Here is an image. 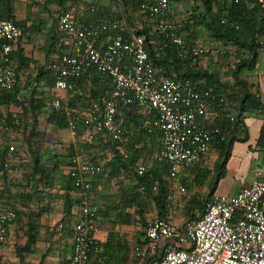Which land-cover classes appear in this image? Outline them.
Returning <instances> with one entry per match:
<instances>
[{"label": "built area", "instance_id": "2783aa9c", "mask_svg": "<svg viewBox=\"0 0 264 264\" xmlns=\"http://www.w3.org/2000/svg\"><path fill=\"white\" fill-rule=\"evenodd\" d=\"M171 1L136 0L141 11L147 13V34L131 30L122 17L85 19L74 7H57V29L62 34L50 51L49 68L56 76L52 108L67 111L71 129L84 120L88 135H108L125 157L130 155V130L123 115L132 104L136 103L143 115L140 130H159L162 146L152 158L170 163L166 179L173 183L175 192L168 196L167 216L148 218L145 243L135 246L137 264H264V177L233 195L214 193L198 218L187 217L182 223L173 219L176 191H187L181 180L183 170L209 154L215 140L225 138L221 122L226 113L232 118L235 114L224 105V97L201 88L190 78L167 75L163 66L152 60L148 36L160 34L169 35L182 56H203L207 52L202 36L188 39L182 25L169 19ZM244 1L264 9V0ZM91 10L96 11V7ZM21 34L17 23L0 18V98L5 91L18 87L21 80L32 77L31 70L22 68L15 55ZM257 42L264 46V33ZM90 69L104 75L106 90L98 99H91L90 107L73 108L71 93H84L76 80ZM21 125L20 109L0 103V150L8 148L6 168H13L17 161L16 134ZM71 162L70 174L83 201L73 225L72 252L64 264H97L94 255L101 246L96 234L101 224L94 177L103 172V163L79 155ZM148 168L141 162L137 171L144 175ZM159 185L156 180L154 192ZM1 198L0 190V202ZM16 217L15 210L0 205V251ZM0 264L19 263L0 259Z\"/></svg>", "mask_w": 264, "mask_h": 264}, {"label": "trees", "instance_id": "16d2710c", "mask_svg": "<svg viewBox=\"0 0 264 264\" xmlns=\"http://www.w3.org/2000/svg\"><path fill=\"white\" fill-rule=\"evenodd\" d=\"M200 5L194 8V11L189 17L183 21L181 27L182 33L190 39L198 38L200 33L204 31L213 39L221 40L225 44H232L236 47L231 54L236 58V66L232 70L234 80L232 82L224 81L218 71H212L200 65V57L182 56L179 48L175 45L169 35L160 34L158 36H148L147 48L150 52L152 60L163 66L167 75L172 77L190 78L198 82L201 88H207L225 98L224 105H228L230 112L235 113L234 118L226 113L221 125L226 130L224 139L215 140L212 147L218 151V181L226 168V162L232 150V145L239 138L246 139L245 129L241 125L242 114L248 107L247 102L251 99L253 105H259V98L251 91L250 84L243 77V68H254L256 64L258 49L261 44L257 42L259 34L264 33V9L258 4L250 7L246 1L236 2V0H197ZM123 14L120 17L125 18L130 28L132 26L129 21L133 8L139 11L146 18L147 13H144L139 8L136 0H122ZM93 13H97L94 11ZM258 15H262L260 22L255 21ZM126 16V17H125ZM132 17V16H131ZM0 18L9 19L17 23L23 32L28 31V20L17 19L13 14L12 0H0ZM97 19V18H95ZM147 25L140 28L135 27V32L139 34H147ZM62 32L58 31L57 36ZM22 35V34H21ZM21 37V36H20ZM19 37V38H20ZM54 43V42H53ZM53 46V44H52ZM247 50L250 53L249 57H242V51ZM206 54V53H205ZM20 57L22 51L19 50ZM22 64L25 63L22 57ZM24 62V63H23ZM44 68L40 69L43 70ZM49 84L55 85L56 76L53 70L48 68ZM39 79V76L36 77ZM106 79L104 75L95 69H90L82 76L77 78V85L84 89L83 94L78 92L71 93V107L77 109H86L90 107L92 98L98 99L106 90ZM252 86V85H251ZM19 88L5 91L0 98V103L3 105H11L12 103L19 104L18 98ZM46 101L42 98L37 99L33 92L32 98L29 101L31 114L34 117L33 133H38L37 124L41 114L47 115V122L61 129H71L69 117L65 109L55 110L49 105L45 109ZM24 111L27 112L26 104H23ZM22 123L24 121L21 115ZM143 118L142 113L136 103L132 104L125 110L123 115L124 123L129 127V157H125L121 152L118 143L110 138L105 133H95L91 137L87 136V129L84 120H80L75 129H71L75 133V139L67 147L66 151L45 153L39 148L31 149L32 168L29 169V176L33 182V197L40 201L44 197L52 196L51 193H43L40 189V184L49 187H54L58 182L64 193L61 198L64 202V223L71 222V217L76 214L77 207L83 201V195L78 192L74 178L70 174L72 165L71 159L75 156H82L85 159L94 162H100L101 158L107 157L106 166H113L112 173L119 176V172L123 170L126 174L134 177L133 183L127 187L120 201H115L109 205H99V222L102 224L103 218H113L115 223L132 224L136 221L135 213L128 211L127 208L134 204L142 205V202L154 201L158 208L157 216H167L168 214V196L175 191L173 183L166 179L170 172V163L167 160H153V154L160 150L162 144L159 130L152 133L140 130L138 125ZM86 135V136H85ZM96 151V153L94 152ZM94 152V153H93ZM99 152V154L97 153ZM8 148L0 150V158L2 164L7 159ZM17 154V152H16ZM143 157V158H142ZM152 159V164L144 175H140L137 171V163L140 159ZM109 159V160H108ZM204 159L196 162L191 168L188 176H181L182 182L186 189H190L191 185L202 186L209 175V168L203 166ZM14 167V165H13ZM67 168V172H65ZM100 175V174H99ZM97 175L95 178H97ZM191 175L193 176L191 178ZM156 180L160 181L158 192H154L152 187ZM144 186L143 189H141ZM215 183L210 188V191L200 196L193 194L187 201V208L190 213L187 217L198 218L204 212L207 202L211 199L216 189ZM142 201V202H141ZM114 213V214H113ZM139 213L143 217V224L146 228L145 211L140 209ZM114 215V216H113ZM113 216V217H111ZM67 219V220H66ZM65 225V224H63ZM66 227V226H65ZM69 230V225L66 227ZM146 231L144 236L137 240L134 247L139 244H144ZM101 250L94 255V262L97 264H127L131 259L134 249L129 239L116 230H112L107 241L99 242ZM135 257V255H133ZM135 259V258H134Z\"/></svg>", "mask_w": 264, "mask_h": 264}, {"label": "crops", "instance_id": "0c3cea01", "mask_svg": "<svg viewBox=\"0 0 264 264\" xmlns=\"http://www.w3.org/2000/svg\"><path fill=\"white\" fill-rule=\"evenodd\" d=\"M33 1L35 0H12L13 14L16 18L28 20V31H22V35L18 39V49L15 55L19 59L22 68L31 70L32 77L21 80L18 86L20 103L11 104L20 109L21 115L25 119H30L32 116L28 105L33 92L37 99L42 98L47 102L46 106H44L45 109L48 108L47 105L51 107L52 98L55 96V85L51 86L49 84L48 68L50 51L58 32L57 7H74L78 16L85 19H108L120 17L119 14H123L122 0H51L48 1L49 4H47V0H36L39 4H35ZM197 5H200L197 0H172L169 19L183 26V21L189 17ZM254 5L256 4H249L250 7ZM92 7H96V14L92 12ZM130 11L132 16L129 17L132 26L131 30L134 31L135 27L140 28L147 25L145 16L138 10L136 11L133 8ZM261 19L262 15H258L255 21L260 22ZM200 36L204 38L206 44L210 43L212 47H216L219 51H224L233 57L231 52L236 50L234 45L230 43L225 44L221 40L213 39L204 31L200 33ZM19 50L22 51L24 64H22V57L18 55ZM240 55L242 57H249L250 53L244 50ZM233 59L236 61L235 57ZM200 65L207 68L202 63V60L200 61ZM42 68L44 69L40 70ZM250 70H254L255 72L247 75L243 73V77L250 84L251 91L259 98V105L252 104L254 99L247 102L248 107H246L242 114L241 122L247 138H239L234 141L226 162V167L234 173L233 177L235 181L237 175H239L237 173L245 170L243 168L247 165L246 170L248 171V175L244 180L242 179L238 182L239 190L236 193L244 187L250 186L257 178L264 177V46L261 45L258 49L256 64ZM38 76L39 79H36ZM23 104L27 105V112L24 111ZM41 118L47 119V115L41 114L39 119ZM110 154L112 155V153ZM207 156L208 154L202 159L205 160ZM24 160L25 158L22 160L17 157L14 167L6 168L0 158V190L2 193L0 205L3 208L13 209L17 212V217L9 225L8 239L4 248L0 251V259L4 262L19 264H64L72 252L73 225L76 214L71 217V222L66 225L63 222L65 218L64 202L63 212L47 211L44 201L41 202V208L40 205H35V197H33L34 184L29 176V168L23 167ZM141 160L142 158L138 161L137 166L139 163L144 162ZM108 167L109 171L107 173L104 172L97 178L94 177L95 201L98 205H109L113 201L118 202V200L122 199L125 192L122 190L125 185H122V183L118 184L117 175L114 177L117 180L116 184L112 176L114 173L110 174L114 170L113 166ZM190 168L183 170L182 176H188ZM259 171L261 173H258ZM65 172H67V168H65ZM122 173L124 174L123 170L119 172V175ZM126 178V181L129 182L131 180L130 174H126ZM127 182L124 184H127ZM49 188V186L43 183L40 184V189L43 193H48ZM53 192H56L55 194L61 199L58 202L63 201L61 194L64 193V189L61 188L59 182L54 186ZM215 193H219L217 192V186ZM58 223L62 226V229L55 231V226ZM68 225L69 230L66 228ZM112 230L114 229L103 226L102 222L96 234L98 240L101 242L107 241ZM128 239L130 240V238ZM130 243L134 247L133 241L130 240ZM49 247H53V249ZM132 255H134V251Z\"/></svg>", "mask_w": 264, "mask_h": 264}, {"label": "rangeland", "instance_id": "374dc122", "mask_svg": "<svg viewBox=\"0 0 264 264\" xmlns=\"http://www.w3.org/2000/svg\"><path fill=\"white\" fill-rule=\"evenodd\" d=\"M48 1L51 0H47V4H49ZM33 2H35V4L38 3L36 0ZM206 45H207V52L206 54L200 57L202 63L205 64V66L211 69L212 71H218L224 81L232 82L234 80L232 70L236 66L235 59H233V57L227 54L226 52L224 51L221 52L218 50V48L212 47L210 43H207ZM253 72L255 71L250 70L246 67L243 68L244 75L253 74ZM34 123L35 120L33 116H31L30 119L24 118V121L21 127L17 129V134H16L17 135L16 138L18 141V149L16 156L22 160L23 158H25L23 162L24 164L23 167L29 169L32 168V164H31L32 155H31L30 146H32L33 149L39 148L41 152H45V153L62 152V151H66V147L75 139V133L71 129L58 128L48 123L47 120L43 118H41L37 124L38 133H33ZM87 136L91 137L92 135L90 134ZM96 151L98 150H94L95 153ZM97 153L99 154V152ZM108 156L110 157L111 154H108L107 157ZM107 157L100 159V162L104 164V170L102 174L104 172L107 173V171H109L108 170L109 167L106 166ZM142 160L144 161V159ZM145 161L147 166L150 167V165L152 164V159L149 158L148 160ZM218 163H219L218 152L215 148L212 147L211 152L202 162L203 166L209 168V175L205 180L204 185L202 186L191 185L190 189H187L186 192L181 194L177 193L176 191L177 197H176V201L173 203L174 206L173 219L175 221L182 223L187 218V201L193 194L197 193L200 196L207 194L214 183L215 185H217V192L219 193L235 194L239 190L238 182L242 179L244 180L245 177L248 175L247 174L248 171L246 170L247 165H245L243 168L245 170L241 171L240 173H237L239 175H237L236 181L233 177L234 173L231 172V170L227 167L225 168L224 173L222 174L221 178L218 181V166H217ZM110 174L112 175L113 173ZM112 176L116 183L117 180L114 178L116 175L113 174ZM192 177L193 176L191 175V178ZM116 178H118V182H119L118 184L122 183V185H125L124 188H122L123 191H125L127 187L133 183L134 180V177L130 175L131 180L127 182L126 172H124V174L123 173L120 174L119 176L117 175ZM126 182L127 184H124ZM49 189L50 190L48 193H51L52 196H54V194L56 193L53 192L54 187H50ZM59 200L61 199H59L58 197L46 196L42 198L40 201L35 200L36 203L35 205L37 206L40 205L41 208V202L44 201L45 203L44 206L47 211L63 212V201L58 202ZM140 209L145 211L146 221L148 220V218L158 215V208L156 203L154 201H146V202H142L141 206H139L138 204H134L133 206L127 208L128 211L135 213L136 221L134 223L132 224L115 223L113 220L114 218L113 215L111 216L113 218L110 217L103 218V226L118 231L119 233L126 236L127 239L130 238V240L133 241V243L135 244L138 239L144 236V232H145V225L143 224V219H142L143 217L139 213ZM59 229H62V226L59 225L58 223L55 226V231H59ZM63 233L65 234V232ZM49 248L53 249V247H49ZM133 251H134L135 259L133 255H131V259L128 264H137L135 247Z\"/></svg>", "mask_w": 264, "mask_h": 264}]
</instances>
